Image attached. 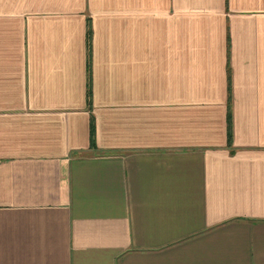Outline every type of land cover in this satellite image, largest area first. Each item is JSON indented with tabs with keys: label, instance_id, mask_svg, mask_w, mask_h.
Returning <instances> with one entry per match:
<instances>
[{
	"label": "crops",
	"instance_id": "crops-1",
	"mask_svg": "<svg viewBox=\"0 0 264 264\" xmlns=\"http://www.w3.org/2000/svg\"><path fill=\"white\" fill-rule=\"evenodd\" d=\"M0 264H264V0H0Z\"/></svg>",
	"mask_w": 264,
	"mask_h": 264
}]
</instances>
